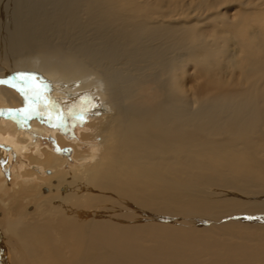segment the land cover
Masks as SVG:
<instances>
[{"label": "bare ground", "instance_id": "obj_1", "mask_svg": "<svg viewBox=\"0 0 264 264\" xmlns=\"http://www.w3.org/2000/svg\"><path fill=\"white\" fill-rule=\"evenodd\" d=\"M0 80V264H264V0H0Z\"/></svg>", "mask_w": 264, "mask_h": 264}, {"label": "rangeland", "instance_id": "obj_2", "mask_svg": "<svg viewBox=\"0 0 264 264\" xmlns=\"http://www.w3.org/2000/svg\"><path fill=\"white\" fill-rule=\"evenodd\" d=\"M258 3V2H257ZM225 7H227V6H225ZM224 7V8H225ZM223 8V9H224ZM233 12V11H232ZM52 114V115H51ZM57 116V117H56ZM55 116V114L54 113H48L47 114V119L49 120V121H51L52 119H56L57 120V122H61V125H62V127L64 128V134L68 137V139H72V138H77V139H79L80 138V136H79V131L81 130V129H83V128H85L86 126H87V124L89 123V122H91V121H93V120H95L94 118H92L91 116H89L88 117V115H84L83 117H77V118H75L76 120H75V123H70V120H67V117L68 116H63V115H61L63 118H64V120H59L60 119V117H58L59 115H56ZM52 119H51V118ZM54 117V118H53ZM78 118H79V120H78ZM66 119V120H65ZM93 119V120H92ZM89 121V122H88ZM68 124V125H67ZM71 137V138H70ZM41 145L42 146H48L49 144L48 143H50V139L45 135V133H43V137H41ZM52 143V144H51ZM50 143V146L51 147H53L54 146V148H58V145L56 144V141H53V142H51ZM49 146V147H50ZM65 152H63V153H60V154H62V156H64V157H66V159L68 160V162H67V165H69V163H72L73 161H74V159L72 158V150H71V148L70 147H67V148H65ZM8 182H9V186L8 187H10L11 185H12V183L14 182V179L12 178V177H10L9 178V180H8Z\"/></svg>", "mask_w": 264, "mask_h": 264}, {"label": "snow or ice", "instance_id": "obj_3", "mask_svg": "<svg viewBox=\"0 0 264 264\" xmlns=\"http://www.w3.org/2000/svg\"><path fill=\"white\" fill-rule=\"evenodd\" d=\"M17 79L20 83L11 82L10 86L16 88L22 95H24L26 101H28V106L19 110H9V111H19L24 114V116H30L36 108L39 106L34 105L32 100L37 101L42 100L41 86L37 83L34 74L27 72H18ZM0 83H9L8 81L0 80Z\"/></svg>", "mask_w": 264, "mask_h": 264}]
</instances>
